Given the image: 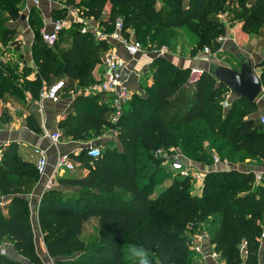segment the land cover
Wrapping results in <instances>:
<instances>
[{"label": "trees", "instance_id": "1", "mask_svg": "<svg viewBox=\"0 0 264 264\" xmlns=\"http://www.w3.org/2000/svg\"><path fill=\"white\" fill-rule=\"evenodd\" d=\"M21 2L0 0V44L17 48L9 24L20 18ZM70 8L106 33L120 18L121 35L127 36L125 30L130 29L148 51L168 46L180 27L196 36L190 55L203 46L213 51L218 46L216 38L226 34V25L218 18L222 13L239 23L241 33L253 35L257 44L264 45V0H63V7L51 10L50 16L61 18ZM36 10L31 6L27 13L33 32V66L23 67L18 75L10 62L0 61V98L4 94L23 98L27 92L37 99L39 92L59 80L61 91L75 84L80 93L73 95L57 122L59 138L84 140L88 134L98 135L104 127L115 126L120 146L107 141L96 158L88 157L86 148L68 153L83 170H64L56 177L55 187L41 191L36 223L53 263L132 264L125 248L143 245L152 264H195L193 237L204 232L223 264H259L264 176L255 182L251 171L233 167L244 160L264 161V129L251 116L254 101L235 97L231 91L229 106L223 109L221 100L229 88L211 75L213 65L188 82L189 67L155 56L148 64L150 83L140 93H131L111 125V97L105 92H82L99 78L91 70L111 42L97 39L88 28L82 29V22L73 21L65 32L60 30L63 40L57 37L47 45ZM236 61L239 64V58ZM259 66L264 87V57ZM31 70L34 76L27 79ZM26 124L39 132L30 115ZM168 149L177 151L171 155L180 153L208 166L216 153L227 167L205 171L196 192L192 177L160 165L155 152ZM1 152L0 196L8 199L0 204V243L7 240L31 264H43L34 250L26 197L38 179L33 162L24 160L11 143ZM169 172L175 177L152 196ZM89 217L97 219V234L94 241L85 243L79 236ZM261 256L264 261V248ZM0 264L21 263L0 253Z\"/></svg>", "mask_w": 264, "mask_h": 264}, {"label": "crops", "instance_id": "2", "mask_svg": "<svg viewBox=\"0 0 264 264\" xmlns=\"http://www.w3.org/2000/svg\"><path fill=\"white\" fill-rule=\"evenodd\" d=\"M49 0H40L37 5H34L31 0H22L20 4V13L23 10H28L29 7L35 6L37 8H43V26L47 28L50 26L51 10L58 9L63 7V2L57 0L54 4H50L45 7ZM252 1V0H249ZM68 13V10H67ZM24 18V16H23ZM19 22H23L24 19L18 20ZM18 22V24H19ZM239 23L237 25L226 29V34L224 35V39L221 42L222 50L219 52L223 57H227V59H232L237 57L238 53L241 52L245 55L247 60L253 66V70L258 74L260 70L259 62L264 57V48L262 45L257 44V39L250 37L249 35H245L239 31ZM178 30V28H177ZM127 34L131 35L132 32L130 29H127ZM65 35L59 34L58 39L61 40ZM25 41L20 43L18 46H21L22 49L14 50L17 52L18 58H14L13 56L3 57L0 55V61H8L11 65L15 67V71L18 75L23 71V67L33 66L31 58L29 56V50L26 52L24 45H26ZM63 40V39H62ZM32 41V37L29 39V49ZM18 42V41H17ZM28 42V41H27ZM174 44L178 43V39L174 40ZM241 45H238V44ZM64 43H61V45ZM1 45V44H0ZM12 46L4 45L5 48H9ZM14 46V45H13ZM191 45L187 44L186 52L175 48L174 50H168V54L165 56L168 57L172 62H174L177 66H185V67H199L198 60L205 59V55L202 54H193L190 55L189 49ZM11 48V47H10ZM111 48H114L127 62V68L124 71V76H126V83L129 86L131 92H137L141 89V86L148 85L150 83V75L145 74V70L148 67V64L151 58L155 57L154 55L150 56V60H146L144 64H141L138 67H134L131 63L132 58L130 59L127 56L122 46L119 42L113 41L111 42ZM184 49V50H185ZM15 52V53H16ZM140 53L135 55L138 57ZM134 57V58H135ZM133 58V59H134ZM149 58V57H148ZM207 63V67L210 65ZM233 63V61H232ZM225 66L233 67L232 65L225 64ZM33 69V68H32ZM94 78H98L101 73V65L100 63L97 65L94 71H91ZM143 73V75H142ZM259 75V74H258ZM34 72L31 70L26 74V78H33ZM142 78H145L142 80ZM262 86V85H261ZM64 90L61 91L59 99L52 102L46 99H32L30 98L27 92L24 93L23 98H18L10 94H4L0 98V147L2 148L6 144H14L16 152L24 159L33 162L34 157L31 154V148L34 145H38L42 149L45 150L47 156L48 166L53 163L54 157L57 153L67 152L76 154L79 150L82 149V145H84V140H71L68 138H59L57 142L51 143L48 137L44 133H50L54 131H59L57 128V122L60 120L65 112L67 111L68 104L71 101V98L63 96ZM255 103V110L251 113L253 118H257L259 120L260 116H264V87L262 86L261 92L257 95V97L253 100ZM100 100L98 101V103ZM30 115L34 121L36 122L39 132H34L29 129L26 124V117ZM263 127V126H262ZM264 129V127H263ZM197 169L205 172L211 169L221 168L223 167L221 164L204 165L201 163H196L194 165ZM233 167L238 169L239 171H251L254 174L255 182H260L264 176V161L254 162L251 160V163L247 164H234ZM65 173L59 172L57 176ZM56 176V177H57ZM42 180V179H41ZM41 184L39 179L35 183V186L31 190L29 194H27L28 206L30 215H31V224H32V236H33V245L34 250L43 264L48 263L49 256L46 254L44 245L41 239V234L37 227L36 223V208L38 204L39 194L41 193ZM8 199L7 196H0V204L4 203ZM264 220V217H263ZM88 221H93L95 226H97L96 217H89L86 221H84L83 226ZM262 232L259 238V249H258V262L259 264H264L261 253L264 248V222L261 224ZM83 233H80V238ZM204 233V232H203ZM206 234V233H205ZM196 245L198 247V251L195 252L194 263L195 264H218L216 260L210 257V252L212 251V245L209 243V239L207 234H199V236L193 237ZM0 253L6 255L12 260L19 261L21 264H31L24 257L19 255L11 246V243L7 240H4L0 243Z\"/></svg>", "mask_w": 264, "mask_h": 264}, {"label": "built area", "instance_id": "3", "mask_svg": "<svg viewBox=\"0 0 264 264\" xmlns=\"http://www.w3.org/2000/svg\"><path fill=\"white\" fill-rule=\"evenodd\" d=\"M34 5H37L40 0H31ZM68 12L72 15V21L82 22L88 27V29L96 36L97 39H106L110 42L117 41L122 46L124 53L130 57V59L134 58L135 55L141 52L143 47L141 44L135 40L131 35L122 36L121 35V20L120 18H116L113 24V28L110 32H102L99 30L97 25L93 22V20H85L82 19L77 11L72 8L68 9ZM63 21L60 18L52 19L50 21V26L47 28L43 26L40 30L41 38L47 45H52L63 28ZM127 31V29L125 30ZM224 36H219L216 38L218 42V46L211 51L208 47L203 48V53H219L222 50L221 42L223 41ZM151 54L154 56H165L168 54V49L165 46H161L157 49L151 50ZM101 73L99 78L89 85L85 86L82 89L84 94H93L99 92H105L111 97V112L109 114V122L116 123L120 114L122 113L124 105L130 99L131 90L126 83V76H124V71L127 68L126 60L114 49L109 48L106 50L101 57ZM203 69L198 67H189L188 73V82H193L196 80L199 75L202 73ZM62 80H59L52 85H50L47 89L39 92L38 99H46L49 101H56L58 94L62 89ZM223 99L221 100V105L224 108L229 106V98H231V90H227L223 94ZM259 122L264 127V116L259 117ZM51 143H55L59 139V132L54 131L50 133H44ZM156 152H160L157 150ZM1 148H0V156H1ZM31 154L34 157L33 165L35 171L37 173L38 179L42 182V190L50 188L56 180V176L59 172L64 170H72L75 166L74 162L69 158L67 152L57 153L54 157L53 163L48 166L47 156L45 150L39 147L38 145H34L31 148ZM176 154V153H175ZM174 155H170L167 157L166 161H169L172 167L176 168L179 174L183 176L189 175L195 181L194 185H197V188L201 184V180L204 172L193 169L192 172L186 173L187 168L190 169L189 165L182 166V162L175 158ZM86 155L90 158H96L99 156V149L97 146H87L86 147ZM177 156V155H176ZM180 155H178L179 157ZM212 161L214 164H221L223 167H227V163L225 161H220L216 155L212 156ZM188 163V162H187ZM42 179V180H41ZM199 234L205 235L203 232L196 234L195 236H199ZM192 249L194 252L198 251V247L196 242L192 241ZM210 257L217 261L218 264H223L218 261L217 254L212 250L210 252ZM243 264V263H241Z\"/></svg>", "mask_w": 264, "mask_h": 264}, {"label": "rangeland", "instance_id": "4", "mask_svg": "<svg viewBox=\"0 0 264 264\" xmlns=\"http://www.w3.org/2000/svg\"><path fill=\"white\" fill-rule=\"evenodd\" d=\"M56 1L57 0H49L47 2V4H45V7H47L48 5H50L52 3L54 4V2H56ZM74 1H78V0H74ZM60 2H63V0H60ZM37 9H38V10H36L37 13H38L37 18L38 17L42 18V21H43V13H42L43 12V8H42V6L37 8ZM27 13H28L27 9L21 11V14H23V16H24V18H23L24 21L23 22H19L18 21L19 19H18L15 22L10 23L9 26H11L12 27L11 29H13L12 36H13V39L18 41L17 42L18 45L20 43H23V41H25L24 38H26V45H24V48H25L26 52L29 50V56H30V49L28 47V45H29L28 43H29V39L33 35V32H32V30H31V28H30V26L28 24ZM218 18L221 19L225 23L226 29L237 25L236 21H230L228 16L225 15L224 13L218 14ZM51 19H53V18L51 17ZM60 19H62V21L64 22L63 23V28L61 30L65 32V30H67L69 28L71 23H73V21L71 20L72 19V15L70 14V12H68L67 15L65 14ZM18 22H19V24H18ZM79 23H81V22H79ZM81 24L83 25L82 29L83 30H87L88 27L85 25V23H81ZM42 28H43V22H42V25L40 27V30ZM249 36L253 37V38H256L253 35H249ZM176 39H178V43L174 44L173 42H174V40L176 41ZM195 41H196V36H194L191 32H189V30L187 28L180 27V28H178V30L176 29L175 37L171 40V43L168 46H165V44H161L160 47L161 46H165V47H167L168 50H174L175 48H177V50H178V49L181 48L182 52L183 51L186 52L185 47L187 48V44L191 45L190 49L188 50V51H190L192 49V47L194 46ZM238 45H241V44L239 43ZM21 46H22V44H21ZM21 46H17V48H16V47H14L12 45V46H10L11 48L10 47L9 48H5L4 45L1 44L0 45V55H3V57L13 56L14 58H18L17 52L14 51V50L22 49ZM204 47H206V46H203L200 50H198V51H196L194 53V54L199 53V54H202V55L206 56L205 59H199L198 60L199 67H203L202 68L203 70L207 69V63L206 62H209V61L211 62L209 64H211L213 66L218 65V64L225 65L227 63L229 65H232L234 68H238V64H237V61H236L237 58L236 57H234L232 59H227V57H223L222 54H220V53H215V54L214 53H207V54H205V53H203V48ZM152 50H154V49H152ZM150 53H151V50L148 51V50L143 48L141 50L139 56L135 57L134 59H132L131 63L134 65V67H138V65L140 66L141 64H144L147 59L150 60V56H152ZM237 57H240V58H243V59H247L245 57V55L243 53H241V52L238 53ZM232 61H233V63H232ZM99 63L95 64L91 71H94ZM145 74H147L148 76L151 74V71L148 69V67L145 70ZM142 75H143V73H142ZM143 79H145V78H142V80ZM142 89H143V86H141V89L138 90L137 92L140 93V91H142ZM77 93H80V88H79V86L73 84L72 86L66 88L62 95L65 96V97H68V98H72L73 95L77 94ZM60 94H61V91L58 94L57 100L59 99ZM111 125H112V123H111ZM116 131H117V128L115 126H111V128L110 127H104L103 130L98 135L88 134L86 139H84V145H82V149L86 148L87 146H97L99 151H101L102 147L104 146L105 142H107V141L110 142L113 147H117L118 149H120V146H119V143H118V139L116 138ZM174 152H177V151L175 149H168L167 151L160 150V152H155V154H156V156L161 158V162H160L161 166H163V167L165 166V167H167L168 169H170L172 171H176V168L172 167V165L170 164L169 161H166L167 157L170 156L171 154H173ZM178 155H180V156L178 157ZM213 155H216V153L213 154ZM175 158H177L179 161L182 162V166L183 167H186L185 165H189L190 166V169L187 168V172L186 173H190V172L193 171V169H197L194 166L196 163L191 162L190 160H188L187 158L182 156V154L176 153L175 154ZM241 163L242 164H247V163H251V161L249 162V160H244ZM74 164H75V166H74L75 168L71 172L74 173V172L77 171V169H82L83 170V168H82L83 166H79L78 163H74ZM234 164H236V163H234ZM197 170H199V169H197ZM172 177H175V174L169 172V177L154 188L152 196H154L158 192V190H161L168 183H170V179ZM42 182L43 181H40V183H42ZM194 183H195V181H194ZM55 186H56V180H55V183L51 187H55ZM42 188L43 187L41 185V190H42ZM195 189H196V192L199 191V189L197 188L196 184H195ZM39 196H40V194H39ZM28 209H29V206H28ZM30 212L31 211L29 210V220L31 219ZM30 225H31V229H32L31 220H30ZM96 234H97V226H95V223L93 221H88L85 224V226H83V233H82L81 239L85 243H90V242L95 240ZM124 252H125V255L127 256V248H125ZM53 262H54V259L49 257L47 264H54Z\"/></svg>", "mask_w": 264, "mask_h": 264}, {"label": "water", "instance_id": "5", "mask_svg": "<svg viewBox=\"0 0 264 264\" xmlns=\"http://www.w3.org/2000/svg\"><path fill=\"white\" fill-rule=\"evenodd\" d=\"M20 19H23V14H20ZM211 75L225 84L235 97L241 96L248 101H253L262 90L259 76L247 59L239 58L238 68L215 65L211 69Z\"/></svg>", "mask_w": 264, "mask_h": 264}, {"label": "clouds", "instance_id": "6", "mask_svg": "<svg viewBox=\"0 0 264 264\" xmlns=\"http://www.w3.org/2000/svg\"><path fill=\"white\" fill-rule=\"evenodd\" d=\"M127 258L132 264H152L150 252L143 245H129L127 247Z\"/></svg>", "mask_w": 264, "mask_h": 264}]
</instances>
